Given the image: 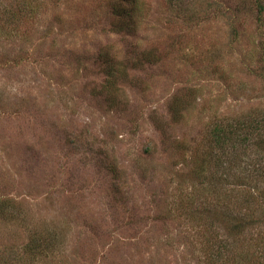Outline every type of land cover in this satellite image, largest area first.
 <instances>
[{
  "label": "rangeland",
  "instance_id": "374dc122",
  "mask_svg": "<svg viewBox=\"0 0 264 264\" xmlns=\"http://www.w3.org/2000/svg\"><path fill=\"white\" fill-rule=\"evenodd\" d=\"M0 264H264V0H0Z\"/></svg>",
  "mask_w": 264,
  "mask_h": 264
},
{
  "label": "trees",
  "instance_id": "16d2710c",
  "mask_svg": "<svg viewBox=\"0 0 264 264\" xmlns=\"http://www.w3.org/2000/svg\"><path fill=\"white\" fill-rule=\"evenodd\" d=\"M249 127H245V123L238 122L236 124L227 123L226 127L224 125L218 126L215 131V136L218 137V141L223 142V144L228 145L231 143L233 136L236 135V142H239L241 146H246V138H241V134L246 132ZM243 131V132H242ZM243 136V135H242ZM241 138V139H240ZM246 148V147H245Z\"/></svg>",
  "mask_w": 264,
  "mask_h": 264
}]
</instances>
